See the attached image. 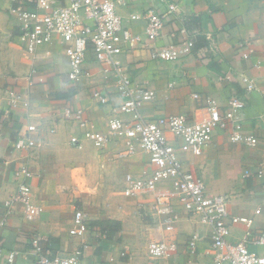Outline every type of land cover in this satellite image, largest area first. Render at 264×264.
Segmentation results:
<instances>
[{"label":"crops","instance_id":"crops-1","mask_svg":"<svg viewBox=\"0 0 264 264\" xmlns=\"http://www.w3.org/2000/svg\"><path fill=\"white\" fill-rule=\"evenodd\" d=\"M171 1L179 5L180 14L167 19L154 44L181 43L192 38L195 47L176 61L155 59L144 47L124 52L122 58L131 77L156 94L142 106V112L150 119L171 114L199 119L206 114L207 96L222 113L229 109L231 96H241L246 103L239 113L244 133L256 136V145L231 142L229 130L216 129L211 147L202 155H194L181 138L168 136L185 169L202 176L210 194L229 197L232 216L252 217L251 229L264 230V175L244 177L246 169L258 168L264 159V0ZM10 7L9 0H0V98L6 105L10 98L6 91L10 89L20 95L21 103L10 121L4 122L0 115V189L3 199L16 193L18 180L14 172L27 162L35 175L28 180L33 187L32 200L44 208L34 218L28 216L24 204L13 206L3 238L7 249L21 252L17 264H37L31 244L35 235L42 238L40 252L50 247L68 254L82 241H88L90 247L82 264H212L213 256L207 253L211 243L208 224L174 200L179 216L173 231L164 232L154 216L146 213L150 196L123 194L126 174L151 169L149 154L140 145L135 154L119 159L121 139L97 148L82 138L84 129L77 122L64 117L66 107L83 108L95 129L106 132L113 107L122 99L116 80L112 77L104 81L98 62L90 60L87 65L96 75L79 84L72 83L67 75L68 56L58 42L41 46L35 55L27 54L18 38L20 22ZM148 7L166 9L160 0H129L118 11L133 33H144L146 20H132L131 14L141 15ZM241 42L252 44L254 52L248 59L242 56L247 49L238 47ZM258 61L261 65H257ZM227 75L232 78L220 80ZM244 75L256 80L257 90L245 91L241 82ZM95 86L108 92V104H100L92 97ZM195 93L200 97L195 98ZM28 100L30 105L25 107ZM30 123L40 126V131L34 133L39 144L27 157L26 152L14 149L13 142ZM52 128L55 132L50 131ZM76 207L82 208L91 222L113 220L121 227L112 237L100 240L89 233L84 238L71 235ZM258 207L262 208L260 214L255 213ZM248 229L246 224H233L229 240H241ZM193 234L200 236L195 253L188 247ZM153 237H164L176 244L171 256L150 255L149 241ZM250 246L264 253V248L252 243ZM122 251H126L124 257L120 256ZM111 257L116 261L111 262Z\"/></svg>","mask_w":264,"mask_h":264},{"label":"built area","instance_id":"built-area-1","mask_svg":"<svg viewBox=\"0 0 264 264\" xmlns=\"http://www.w3.org/2000/svg\"><path fill=\"white\" fill-rule=\"evenodd\" d=\"M10 12L19 20L18 38L21 46L29 55H35L44 45L58 42L65 48L69 60L68 79L72 83H80L92 79L97 72L87 65L90 60L99 64V72L104 81L109 78L116 80L118 93L122 96L116 103L107 122L106 132L95 129L83 108L66 107L64 117L72 119L84 129L82 138L103 148L113 140L121 139L123 148L117 158L125 159L136 152L140 145L150 159V170L139 174L128 173L125 177L123 194L128 197L150 196L151 203L146 213L154 216L156 224L164 232L171 233L178 219L174 208V200L182 204L192 216L199 217L211 228V243L207 253L213 256L212 264H264V253L252 249L250 244L264 248V230L255 232L251 229L253 218L249 216L231 215L229 197L226 194H210L206 183L198 173L185 169L177 147L170 142L171 137H179L190 148L194 155H202L213 143L216 129L229 130L231 142L256 145L258 138L244 133L242 118L239 113L246 107L241 96L233 95L229 99V109L222 113L220 106L209 96L206 99V114L199 119H190L185 114H171L156 119L146 118L142 106L156 96L155 91L146 84L136 82L130 75L122 55L125 51L139 47L148 48L155 59L176 61L188 56L195 47L192 38L181 43H168L157 46L154 44L162 33L168 18L180 14L179 5L171 0H160L165 10L148 7L144 12L131 14V19L143 17L146 20L144 33H133L124 25V18L119 7L129 4V0H9ZM241 49H247L242 56L251 57L254 52L251 42H241ZM257 65H261L258 61ZM231 75L220 77L230 80ZM241 82L247 93L258 89L254 78L244 75ZM10 98L3 106L0 98V115L4 122L10 121L12 113L19 109L20 95L13 90L6 91ZM199 98V94L193 95ZM92 97L100 104H108V92L95 86ZM29 100L24 106H29ZM124 113L125 116L120 115ZM40 126L34 123L25 125L13 142L16 151L26 152L27 157L34 153L38 140L34 133ZM55 132V128L50 130ZM81 146V144H79ZM18 180V190L3 199L0 189V262L1 264H17L21 252L7 249L4 244L3 230L7 227L13 206L16 203L25 205L30 217L42 214L44 208L33 202V187L28 181L35 175L29 163L20 164L14 172ZM264 159L258 168L246 169L244 177L263 176ZM143 201L139 209L142 210ZM262 208L255 211L260 214ZM243 223L250 229L244 237L231 242V226ZM69 233L84 238L91 234L96 240L107 238L105 231L95 227L88 214L76 207L73 225ZM42 238L35 235L32 248L37 257V264H82L83 256L90 247L88 241H82L73 251L62 254L46 248L40 252ZM199 234H193L188 240L191 253L198 248ZM176 244L168 239L153 237L149 241V252L153 258L171 256ZM126 251L120 256L124 257ZM111 262L116 258L111 257Z\"/></svg>","mask_w":264,"mask_h":264},{"label":"trees","instance_id":"trees-1","mask_svg":"<svg viewBox=\"0 0 264 264\" xmlns=\"http://www.w3.org/2000/svg\"><path fill=\"white\" fill-rule=\"evenodd\" d=\"M92 224L107 233L108 237H112L120 229V222L113 220H103L98 223L92 222Z\"/></svg>","mask_w":264,"mask_h":264}]
</instances>
